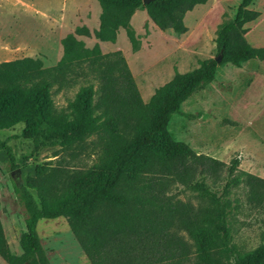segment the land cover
<instances>
[{
	"label": "trees",
	"instance_id": "trees-1",
	"mask_svg": "<svg viewBox=\"0 0 264 264\" xmlns=\"http://www.w3.org/2000/svg\"><path fill=\"white\" fill-rule=\"evenodd\" d=\"M96 1L100 12L94 38L114 42L122 28L133 51L138 42L129 21L137 8L142 7L158 29L182 34L184 14L205 2ZM252 1L239 0L232 18L217 24L213 41L220 63L239 67L249 59H264V46H250L244 39V24L259 14L248 8ZM80 35H90L87 27H75L60 39L62 52L54 65L44 67L31 57L0 62V130L21 123L19 136L34 149L42 142L56 143L52 156L60 152L69 157L35 164L23 182L13 184L24 214L21 251H10L0 223V258L7 264H49L36 224L62 216L91 264H264V233L253 249L239 251L230 243L228 225L229 215L240 208L230 198L231 189L246 186V202L261 207L264 179L238 170L236 157L226 164L195 153L167 130L172 114L181 113V102L214 78V58L199 60L186 72L174 70L143 102L122 54L101 53L97 43L88 48ZM77 76L94 78L97 89L92 83L79 85L65 106L56 108L52 87L58 91ZM90 136L98 147L92 163L68 165ZM0 150L9 168L16 170L12 148L4 139ZM164 178L197 191L199 202L191 205L168 195ZM171 228L185 231L191 244Z\"/></svg>",
	"mask_w": 264,
	"mask_h": 264
},
{
	"label": "rangeland",
	"instance_id": "rangeland-1",
	"mask_svg": "<svg viewBox=\"0 0 264 264\" xmlns=\"http://www.w3.org/2000/svg\"><path fill=\"white\" fill-rule=\"evenodd\" d=\"M71 2L72 0H68L80 23L87 18L89 27L93 29L91 19L96 9H100L97 1L75 0L74 4ZM238 2L239 0H205L204 3L195 5L184 14L186 31L182 34H175L170 29H158L150 21L145 10L139 7L130 21L138 42L137 50L130 48L123 30L115 42H100L98 46L101 53L119 51L122 54L138 94L141 100L146 102L148 94L168 81L174 70L186 72L197 67L199 60L216 56L213 41L215 28L222 19L232 18ZM59 6L60 0H47L46 6L36 0H0V39L12 47H18L14 54L16 58L31 52L39 55L35 58L40 59L44 67L54 65L61 56V47L57 41L64 31L60 32L51 26L49 33L43 34L40 30L44 29V17L40 12L46 10L48 14L53 15L61 11ZM248 8L258 11L259 14L244 24L247 28L244 39L250 46L262 47L264 0H253ZM71 20V25L76 23ZM5 26L10 27L9 31L4 30ZM79 26L85 25L76 27ZM34 28L38 31L35 34L45 35L43 43H40L43 48L29 50L22 47V41L30 36L32 39L34 33L25 31ZM89 33V36H82V41L88 48L92 47L94 42L97 43L93 30ZM86 83H92L93 88L97 89V81L90 76H77L71 85L61 86L58 91H55L53 86L54 106H65L78 86ZM180 110L181 113L172 114L167 125V130L175 140L187 144L195 153L226 164L236 157L239 160L238 170L264 179V59H249L239 67L219 61L214 78L201 84L184 99ZM21 126V123H17L8 129L0 130V139L6 140L11 146L18 164L16 170H11L6 155L0 150V223L8 247L15 254L21 251L18 237L24 229V214L15 198L13 184L23 182L24 177L32 173L35 164L58 156L69 158L60 152L52 156L58 150L56 143L42 142L34 149L30 140L19 136ZM97 151L96 140L90 136L83 141L76 151L75 158L69 160L68 165L75 168L86 167L95 159ZM223 173L220 171V176H223ZM164 181L166 193L174 199L191 205L199 202L197 191L185 188L170 178H164ZM205 181L211 183L209 178ZM219 186L213 185V188ZM246 190V186L241 184L232 188L230 195V198H235L240 205L237 212L229 215L228 224L230 243L239 251L253 249L262 241L264 233V203L260 207L246 202ZM173 230L175 229H170L171 232ZM36 231L49 264H91L64 217L40 219L36 224ZM174 233L186 244H191L185 231L175 230ZM0 264L7 263L0 258Z\"/></svg>",
	"mask_w": 264,
	"mask_h": 264
},
{
	"label": "crops",
	"instance_id": "crops-1",
	"mask_svg": "<svg viewBox=\"0 0 264 264\" xmlns=\"http://www.w3.org/2000/svg\"><path fill=\"white\" fill-rule=\"evenodd\" d=\"M32 2V1H31ZM29 3L33 6L32 3ZM37 3H42L43 5L45 4L46 6V3H47V0H36ZM34 3V2H33ZM75 3V0L71 2V4H74ZM28 4V5H29ZM29 5V6H31ZM66 7V8H65ZM69 8V9H68ZM59 9H61V11L55 13V14H48V12L46 10L44 11H41V16L44 17V20H43V28L44 29H41L40 31L43 32V34H48L49 31H50V27L53 26L54 28H56L57 30H60L61 31H64V34L60 36V38L58 39L57 41V44L58 46L61 47L60 45V39L66 34V33H69V32H72L74 30V28L77 26V25H82L84 24L85 27H87L89 29V31L91 32L92 30L94 29H97L98 27V15H99V12H100V9L95 11V15L94 17L91 19L92 21V26H93V29H91L89 27V22L87 21V18H85V21L84 22H81L80 23V19L75 15V13H73V6H71L69 3H68V0H60V6H59ZM138 11V9H136L131 17H130V21H132V18H133V15H135V13ZM37 12V10H36ZM75 20L73 25H71L72 23V20ZM129 21V22H130ZM2 27V26H1ZM10 27L9 26H5L4 27V30L5 31H9ZM16 31H20L19 29H16L14 28ZM12 30V29H11ZM124 31V29L122 28H118L117 32H116V38H115V41L117 39V36L118 34H120L121 31ZM14 31V30H13ZM25 30L23 29V32ZM25 32H28V33H34V35L32 36V39H31V36L30 38H26V39H23L22 41V47L26 48V49H29V50H32V49H37V48H43L42 44L40 43H43L44 39H45V35L42 36V34H35L37 31V29H30L28 31H25ZM125 33V31H124ZM78 39L80 40H83L82 36H77ZM95 40V38H94ZM98 45L100 44V42H109V41H98L97 39L95 40ZM114 41V42H115ZM95 43V42H94ZM113 43V42H112ZM114 45V44H113ZM116 45V44H115ZM20 47V46H19ZM18 48V47H12L11 45L7 44V42H3L1 39H0V62H3V61H8V60H12V59H15V49ZM131 48V47H130ZM117 49V48H115ZM35 52V51H33ZM35 56H38L39 55H35L34 53H31V52H28L27 54H24L22 55L21 57H31V58H35ZM19 57V58H21ZM18 58V57H17ZM153 93V91H151L148 96L150 97V95ZM148 97V98H149ZM148 100V99H147Z\"/></svg>",
	"mask_w": 264,
	"mask_h": 264
},
{
	"label": "water",
	"instance_id": "water-1",
	"mask_svg": "<svg viewBox=\"0 0 264 264\" xmlns=\"http://www.w3.org/2000/svg\"><path fill=\"white\" fill-rule=\"evenodd\" d=\"M147 0H142L143 3H145ZM214 60L216 61V63L219 62L220 60V54H217L215 57H214Z\"/></svg>",
	"mask_w": 264,
	"mask_h": 264
}]
</instances>
